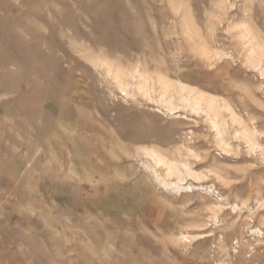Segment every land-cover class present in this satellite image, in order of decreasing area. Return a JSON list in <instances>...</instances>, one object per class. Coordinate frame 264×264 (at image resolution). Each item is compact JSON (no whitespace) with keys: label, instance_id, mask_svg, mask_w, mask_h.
<instances>
[{"label":"rangeland","instance_id":"1","mask_svg":"<svg viewBox=\"0 0 264 264\" xmlns=\"http://www.w3.org/2000/svg\"><path fill=\"white\" fill-rule=\"evenodd\" d=\"M15 156L98 212L85 262L264 264V0H0Z\"/></svg>","mask_w":264,"mask_h":264},{"label":"crops","instance_id":"2","mask_svg":"<svg viewBox=\"0 0 264 264\" xmlns=\"http://www.w3.org/2000/svg\"><path fill=\"white\" fill-rule=\"evenodd\" d=\"M38 162L36 157L15 156L8 162L0 158V264H56L57 260L93 264L84 259L96 258L100 250L103 238L94 221L98 212L91 210L83 217L82 205L67 207L70 214L61 212L68 205L56 198L67 194L59 188L61 178H51L49 169L43 170ZM43 204L47 217L41 215ZM83 218L85 230L80 226Z\"/></svg>","mask_w":264,"mask_h":264},{"label":"bare ground","instance_id":"3","mask_svg":"<svg viewBox=\"0 0 264 264\" xmlns=\"http://www.w3.org/2000/svg\"><path fill=\"white\" fill-rule=\"evenodd\" d=\"M181 189V188H180ZM178 191V190H177ZM183 191V190H182Z\"/></svg>","mask_w":264,"mask_h":264}]
</instances>
